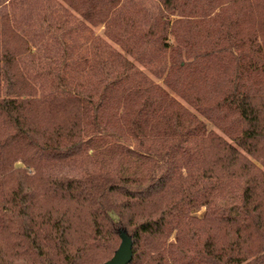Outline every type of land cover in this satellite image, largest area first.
I'll list each match as a JSON object with an SVG mask.
<instances>
[{
    "label": "trees",
    "instance_id": "16d2710c",
    "mask_svg": "<svg viewBox=\"0 0 264 264\" xmlns=\"http://www.w3.org/2000/svg\"><path fill=\"white\" fill-rule=\"evenodd\" d=\"M124 228L129 264H264V0H0V264Z\"/></svg>",
    "mask_w": 264,
    "mask_h": 264
},
{
    "label": "water",
    "instance_id": "95a60500",
    "mask_svg": "<svg viewBox=\"0 0 264 264\" xmlns=\"http://www.w3.org/2000/svg\"><path fill=\"white\" fill-rule=\"evenodd\" d=\"M121 242L114 254L103 264H129L133 258V240L127 229L120 230Z\"/></svg>",
    "mask_w": 264,
    "mask_h": 264
},
{
    "label": "rangeland",
    "instance_id": "374dc122",
    "mask_svg": "<svg viewBox=\"0 0 264 264\" xmlns=\"http://www.w3.org/2000/svg\"><path fill=\"white\" fill-rule=\"evenodd\" d=\"M96 29H97V32H98V33H101V34H102V32H103V29H102V28H96ZM118 221H119V219L116 220L117 224H118ZM118 226H119V225H118Z\"/></svg>",
    "mask_w": 264,
    "mask_h": 264
}]
</instances>
